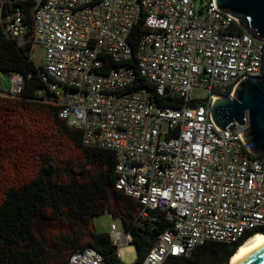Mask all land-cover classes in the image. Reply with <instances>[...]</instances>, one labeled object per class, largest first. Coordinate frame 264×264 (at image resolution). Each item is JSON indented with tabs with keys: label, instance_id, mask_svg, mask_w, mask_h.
<instances>
[{
	"label": "built area",
	"instance_id": "built-area-1",
	"mask_svg": "<svg viewBox=\"0 0 264 264\" xmlns=\"http://www.w3.org/2000/svg\"><path fill=\"white\" fill-rule=\"evenodd\" d=\"M234 22L214 0H0V35L31 42L29 54L35 42L45 49L38 95L86 145L115 151L116 188L138 201L137 223L156 222V210L172 222L140 264H174L207 242L264 230V155L243 139L247 123L221 131L211 117L219 94L264 75V42L232 32ZM8 76L4 92L21 97L23 75ZM147 85L177 104L155 103ZM110 237L120 258L133 233L112 223ZM69 264L109 263L87 246Z\"/></svg>",
	"mask_w": 264,
	"mask_h": 264
},
{
	"label": "trees",
	"instance_id": "trees-1",
	"mask_svg": "<svg viewBox=\"0 0 264 264\" xmlns=\"http://www.w3.org/2000/svg\"><path fill=\"white\" fill-rule=\"evenodd\" d=\"M28 4L26 11L30 10ZM230 30L245 32L234 22ZM31 33V32H30ZM144 30L141 24L135 26L130 43L136 50ZM31 42L21 46L16 39L0 35V73L19 72L24 77L21 97H0V114L4 117L19 105L34 104L50 117L62 138H67L79 150L84 161L55 159L50 154L41 158L33 177L14 182L4 188L0 200V264H69L77 249L91 246L100 251L109 264H140L154 245L158 235L172 228V222L163 211L156 210L157 221L137 223L139 203L133 197L116 188V153L109 148L86 145L82 131L59 116L57 106L47 103L38 95L45 84L29 54ZM136 62V59H133ZM131 65V62H129ZM145 86L144 79L138 78ZM152 100L161 105H176L177 102L160 96L149 85ZM25 128L28 124L23 122ZM15 131L19 130L16 125ZM5 128V127H4ZM264 155V154H262ZM51 213L74 223L70 233L62 235L58 242L46 248L39 238L35 223L40 214ZM109 212L122 220L127 231L133 233L132 244L136 247V259L123 262L116 255L109 232H97L93 218ZM264 230L247 231L234 243L207 242L195 248L188 258H172L174 264H228L231 256L247 239Z\"/></svg>",
	"mask_w": 264,
	"mask_h": 264
},
{
	"label": "rangeland",
	"instance_id": "rangeland-1",
	"mask_svg": "<svg viewBox=\"0 0 264 264\" xmlns=\"http://www.w3.org/2000/svg\"><path fill=\"white\" fill-rule=\"evenodd\" d=\"M207 0H194L196 7H201ZM31 58L36 66H42L45 60V49L40 43H33L30 50ZM9 76L0 73V97L16 98L4 91L10 88ZM196 96L206 98L208 93L200 91ZM23 122L28 124L25 128ZM19 125V130L15 131ZM5 127V128H4ZM49 116L43 113L37 105H19L4 117L0 114V200L4 188L14 182L30 179L41 163L45 154L55 159H72L74 162L84 161L81 152L75 149L67 138L59 135ZM40 214L35 223V230L42 238L46 248H52L53 241L58 242L62 235L70 233L74 223L64 218H56L51 213ZM114 223L118 231L124 226L120 218H115L109 212L93 218L97 232H109ZM120 259L125 263H132L136 259V247L132 243L121 244ZM230 264V261L229 263Z\"/></svg>",
	"mask_w": 264,
	"mask_h": 264
},
{
	"label": "water",
	"instance_id": "water-1",
	"mask_svg": "<svg viewBox=\"0 0 264 264\" xmlns=\"http://www.w3.org/2000/svg\"><path fill=\"white\" fill-rule=\"evenodd\" d=\"M215 6L232 13L244 30L264 42V0H214ZM218 129L232 130L245 124L242 137L254 155L264 154V75L243 79L233 96L219 94L211 106ZM262 232V231H261ZM239 264H264V238L249 241Z\"/></svg>",
	"mask_w": 264,
	"mask_h": 264
},
{
	"label": "bare ground",
	"instance_id": "bare-ground-1",
	"mask_svg": "<svg viewBox=\"0 0 264 264\" xmlns=\"http://www.w3.org/2000/svg\"><path fill=\"white\" fill-rule=\"evenodd\" d=\"M258 238H264V231L254 234L249 239H247L241 246H239L237 251L231 256L230 264H239V261L241 259V256L244 252L247 243L253 239H258Z\"/></svg>",
	"mask_w": 264,
	"mask_h": 264
},
{
	"label": "crops",
	"instance_id": "crops-1",
	"mask_svg": "<svg viewBox=\"0 0 264 264\" xmlns=\"http://www.w3.org/2000/svg\"><path fill=\"white\" fill-rule=\"evenodd\" d=\"M111 231V230H110ZM110 231H109V233H110Z\"/></svg>",
	"mask_w": 264,
	"mask_h": 264
}]
</instances>
